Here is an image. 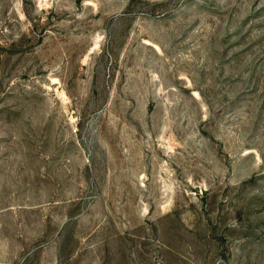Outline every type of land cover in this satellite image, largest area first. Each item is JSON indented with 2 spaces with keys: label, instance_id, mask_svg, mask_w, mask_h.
I'll return each instance as SVG.
<instances>
[{
  "label": "rangeland",
  "instance_id": "1",
  "mask_svg": "<svg viewBox=\"0 0 264 264\" xmlns=\"http://www.w3.org/2000/svg\"><path fill=\"white\" fill-rule=\"evenodd\" d=\"M0 264H264V0H0Z\"/></svg>",
  "mask_w": 264,
  "mask_h": 264
}]
</instances>
